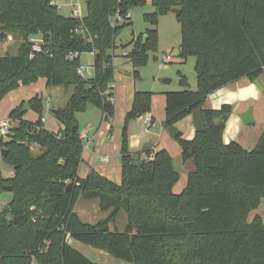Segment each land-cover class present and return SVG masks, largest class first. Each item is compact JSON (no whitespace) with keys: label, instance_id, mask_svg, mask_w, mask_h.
Here are the masks:
<instances>
[{"label":"trees","instance_id":"16d2710c","mask_svg":"<svg viewBox=\"0 0 264 264\" xmlns=\"http://www.w3.org/2000/svg\"><path fill=\"white\" fill-rule=\"evenodd\" d=\"M89 1L87 15L79 20L61 15L53 0H0V43L9 36L21 40L17 55L0 57V103L40 79L47 88L74 91L55 114L58 132L45 128L42 95L9 114L16 126L0 146L7 151L1 155L13 175L5 178L0 170V192L10 187L13 198L9 210L0 213V264H97L75 250L67 234L133 264H264L263 218L249 221L264 200V134L253 150L235 141L225 144L234 107L205 108L214 92L243 78L254 83L264 74V0H152L155 12L144 15L150 28L122 46L130 48L125 58L137 80L150 54L158 53L160 17L182 11L177 16L182 33L178 57L195 58L197 89L190 90L187 77L180 75L184 90L165 93L164 127L201 109L206 132L192 140L183 139L182 133L175 139L183 162L195 166L180 194L174 192L180 173L168 151L130 150L127 124L151 112V92L137 91L126 115L121 184L94 170L86 178L79 176L84 145L77 115L92 104L102 111L103 122L114 118L117 37L133 25L131 10L146 4ZM81 27L88 34L75 32ZM31 37L43 39L42 52H33ZM71 53L79 58L70 60ZM85 53L94 55L90 78L78 74ZM26 103L39 115L35 122L24 119ZM80 200H96L107 216L84 222L75 211ZM123 210L125 230H112Z\"/></svg>","mask_w":264,"mask_h":264},{"label":"rangeland","instance_id":"374dc122","mask_svg":"<svg viewBox=\"0 0 264 264\" xmlns=\"http://www.w3.org/2000/svg\"><path fill=\"white\" fill-rule=\"evenodd\" d=\"M69 0H54V2L60 7L59 12L61 15L65 17H71V9L67 6V2ZM81 3V9L83 16L87 15V4L88 0H79ZM146 2L143 6L135 7L131 10L130 14L132 17L133 25L130 27L124 28L119 36L117 37V44L119 46L116 57L114 58L113 65L115 68L114 73V82L115 86V114L112 119L113 125V141L117 140L119 144V149L121 152L122 147V134L124 127L126 126V114L122 116V112L120 108H116V105L121 100H125L126 97L122 98L126 93V88H130L132 90L137 89L138 91H158L155 89L159 88H169L171 91H181L184 88L180 85V75L186 76L189 82V89L196 90L197 89V76L195 72V58L190 56L187 60H183L182 58L175 55L176 52L180 51V46L182 43V33H181V25L177 20V15L173 12H170L167 15H163L160 17L159 21V49L158 53L150 54V60L147 66L141 68L140 78L135 79L134 69L132 68V63L125 58V55L128 50L122 49V46H126L129 44L134 37H137L141 34H144L147 29L150 28L149 24L144 20V15L155 12V8L152 6V0H144ZM21 44V40L15 38L13 36H9L8 39L4 42L0 43V57L5 56L6 54L17 55L18 48ZM166 55L172 56V61L169 62L163 69H159V64L164 61L163 57ZM156 58V59H155ZM94 65V55L91 53H85L80 56V67L81 68H93ZM170 80L169 84H164L165 80ZM117 87V91H116ZM43 93L44 97V109L43 116L46 118V128L50 132H58L60 129V124L55 118V114L52 112L54 109L63 108L70 97L73 94V88L66 89L65 87H52L46 88V80L40 79L37 83L32 84L30 86L21 87L15 91L13 94L9 93L0 103V118L1 120L7 119V112L9 111L13 100L16 97H24V95H31L33 97L37 91ZM51 99V101H50ZM27 104V103H26ZM28 117L25 119L28 121L35 122L39 115L31 110H28ZM102 111L95 107L92 104L87 106V110L83 113H79L77 115V119L80 126L81 133L83 130H89V133H94L96 130L100 129L102 131L106 130V126L110 124L109 122H102ZM184 121V120H183ZM182 122V121H181ZM180 123V122H179ZM176 126V125H175ZM147 126L144 121H140L139 119L132 120L127 124V132L128 137L132 136V134H144V140L150 141V139H156L153 135L147 134L146 132ZM111 138V137H110ZM109 138V139H110ZM2 139L0 138V141ZM6 141V140H4ZM176 141V140H175ZM3 148L0 146V170L5 178L11 177L13 169L2 159L1 151ZM34 155L38 154L37 149H33ZM85 153V151H84ZM83 153V154H84ZM107 153V152H104ZM120 156V155H119ZM120 159V158H119ZM115 160V159H113ZM121 160V159H120ZM174 162L176 170L182 175V179L175 186V193L180 194L183 189L180 188L184 179H186L185 175L188 173V169L194 171L195 166L193 161H189L186 164L183 160L175 159ZM187 166V167H186ZM84 172V169H82ZM119 172L117 174L118 180L114 179V183L120 185L122 182V168L117 169ZM13 195L9 191L0 192V213H2L5 208L8 207V204L11 202ZM94 201H86L80 200L77 205V210L80 213H83L84 222L87 223H96L100 218L103 219L106 216V212H89L87 205L93 206ZM94 215H93V214ZM256 214L261 215L264 218V200L261 203V206L255 212L250 214L249 220H252ZM128 224L127 213L125 210L121 212V216L116 223V225H112L111 229L115 228L123 232ZM71 246L84 255L86 258L91 260L97 264H133L129 263L115 257H112L107 252L102 251L100 249H96L94 247L82 244L77 241H72Z\"/></svg>","mask_w":264,"mask_h":264},{"label":"crops","instance_id":"0c3cea01","mask_svg":"<svg viewBox=\"0 0 264 264\" xmlns=\"http://www.w3.org/2000/svg\"><path fill=\"white\" fill-rule=\"evenodd\" d=\"M259 81L264 88V74L259 78ZM164 84L166 85V83ZM155 90L158 91H144V92H151L153 94L152 110L149 113L153 118V124L150 128V131L146 133L153 135L154 137H156V139L155 138L150 139V141L144 140L145 133H141V134L133 133L129 139L130 150L132 153H141L144 151V149H147L146 148L147 144H152L151 147L148 148H151L153 152L166 150L173 157L174 162L176 161L175 159H179L182 161V149L179 143L175 141V139H172L170 137L167 128L164 127V122L166 120L165 93L171 90L169 88H162V87ZM116 91H117V87H116ZM137 91H138L137 89L132 90L130 88H126V93L122 97V98L126 97L125 100H121L120 102L117 103L116 108L117 110L118 108L122 109L121 110L122 116H124L125 114L127 115L128 111H130L133 104L134 95ZM13 93L14 92H12L11 94ZM36 95H43V93L40 90L37 91L34 96ZM33 97H31V95H24V97H20V96L16 97V99L13 100L12 105L6 115L8 116L12 110L20 106L22 103L28 102ZM224 104H229L234 107V111L230 116V119L226 126V130L223 135L224 143L229 144L230 142L235 141L239 143L244 149L253 150L257 146L261 137L264 134V90H261L257 85L251 83L247 78H243L239 81L229 84L228 86L210 95L206 101L205 108L218 110ZM250 109L253 111L254 123L251 125H245L241 119V115ZM54 110L52 112H54ZM29 113L31 112L29 111L24 116V119L28 117ZM44 120H45L44 124L46 125L47 123L46 118H44ZM139 120L143 121V117L139 118ZM112 121L110 124L106 126L105 128L106 130L104 131L98 129L94 133H89V130L85 129L81 133L82 135L87 134L88 137L87 139L83 140L85 153L83 154V163L81 165L80 173H79V176L81 178H86L87 175L92 170H94L99 174H101L102 176L107 177L111 181H113L114 179L118 180L117 174L119 172L117 171V169L121 167V160L119 159L121 156V152L118 147L119 146L118 141L117 140L113 141L114 136L112 137L113 134ZM176 127L182 133L183 139L192 140L196 136V130L193 125L192 116L176 124ZM103 157L108 158V161L102 162L101 158ZM82 169H84V172ZM187 171L189 173L192 170L188 169ZM188 173L185 175L186 179L183 180L180 186V188H182L183 190L187 186ZM12 175L13 172L11 176ZM181 179H182V175H180V180ZM93 203H94L93 206L90 205L86 206L88 207L89 212L92 211L93 212L95 211L94 213L100 212L101 210L98 207V202L96 203L93 202ZM77 205L75 211L84 221L82 216L84 212L80 213V211H78L79 208L77 210ZM256 216H261V215L256 214L254 218ZM253 219L249 221L251 222L253 221ZM99 220H101V218Z\"/></svg>","mask_w":264,"mask_h":264},{"label":"built area","instance_id":"2783aa9c","mask_svg":"<svg viewBox=\"0 0 264 264\" xmlns=\"http://www.w3.org/2000/svg\"><path fill=\"white\" fill-rule=\"evenodd\" d=\"M52 4L56 5L58 7V9H60V7L54 2H52ZM67 6L70 7L71 9V16L76 18V19H79V20H83V18L85 16H83V13H82V9H81V3L79 0H69L67 2ZM131 16V14L129 15ZM116 19L119 23H122V18L120 17V15H117L116 16ZM82 29H76V33L77 34H88V30L85 28V27H81ZM30 42L32 43V49H33V52H42L43 50V44H44V41L41 37H31L30 38ZM76 58H79V53H71L69 55V59L70 60H74ZM164 61L162 63L159 64V69H163L169 62L172 61V56L171 55H166L165 57H163ZM93 68H81L79 67L78 68V74L83 77V78H90L93 76ZM113 88H114V85H113ZM111 101L113 103H115V99H111ZM144 117V121H145V124L147 126V132L150 131V128L153 124V118L151 117L150 114H147ZM45 120L43 119V122ZM16 126V122L9 119V117L5 120H1L0 121V138L2 140H8L11 133H12V129ZM81 138L82 140H85L87 139V134H81ZM101 161L102 162H107L108 161V158L106 157H103L101 158ZM66 239L67 241L69 242V244H71V242L73 241L72 238H71V235L70 234H67L66 236Z\"/></svg>","mask_w":264,"mask_h":264},{"label":"water","instance_id":"95a60500","mask_svg":"<svg viewBox=\"0 0 264 264\" xmlns=\"http://www.w3.org/2000/svg\"><path fill=\"white\" fill-rule=\"evenodd\" d=\"M89 0L86 2V4H89ZM173 13H175L177 16H180L182 14V11L179 9H173L172 10ZM175 55L179 56L180 55V51L176 52ZM166 84L170 83V80H165ZM255 85H257L261 90H264L263 86L261 85L259 79L256 80L254 82ZM28 110H30V105L27 103L25 105V107L23 108V112H27ZM54 114H57V110H54L53 112ZM192 119H193V125L195 127L196 133H204L206 132V123L204 121V117H203V113L201 109H197L194 111L193 115H192ZM241 119L243 121V123L245 125H251L254 123V118H253V111L250 109L247 112H245L244 114L241 115ZM167 131L170 135V137L172 139H176L181 132L179 131V129L176 126H172V127H168ZM152 144H147L146 148L151 147ZM7 151L6 150H2L1 154L2 155H6ZM71 187V184L69 185V188ZM6 190L10 191L11 188L10 187H6ZM6 210L8 211L9 208H6Z\"/></svg>","mask_w":264,"mask_h":264}]
</instances>
